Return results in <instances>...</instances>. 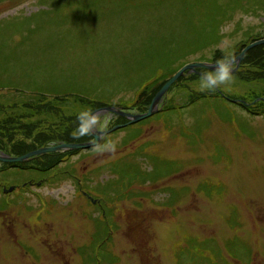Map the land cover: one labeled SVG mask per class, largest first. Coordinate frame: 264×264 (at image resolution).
Wrapping results in <instances>:
<instances>
[{
	"label": "rangeland",
	"instance_id": "1",
	"mask_svg": "<svg viewBox=\"0 0 264 264\" xmlns=\"http://www.w3.org/2000/svg\"><path fill=\"white\" fill-rule=\"evenodd\" d=\"M263 38L264 0H0V150L11 157L87 141L75 114L98 107L119 108L95 117L110 134L120 108L146 112L181 64L245 52L219 95L198 94L207 69H186L164 119L69 149L77 156L52 168L50 154L0 165V264H264V101L234 103L264 97V44L245 50Z\"/></svg>",
	"mask_w": 264,
	"mask_h": 264
},
{
	"label": "flooded vegetation",
	"instance_id": "2",
	"mask_svg": "<svg viewBox=\"0 0 264 264\" xmlns=\"http://www.w3.org/2000/svg\"><path fill=\"white\" fill-rule=\"evenodd\" d=\"M114 111V110H113ZM112 111V112H113ZM126 111H128V110H126ZM106 110L105 109H101V108H98V109H96V111L93 113V114H97L96 116H90V115H87L86 117H85V119H90V118H92V117H96V118H98L99 117V119H103V116H105V115H108V114H106ZM112 112L110 113V112H107V113H109L110 115L112 114ZM129 112V111H128ZM113 113H115V111L113 112ZM121 114H123L122 112H120ZM102 116V117H101ZM118 125H120V123L119 124H115V126H118ZM105 126H107L108 127V124H105ZM121 129L122 128H124V126H123V124H121ZM107 127H105V128H107ZM105 128H100L99 126H98V122L96 121V123L93 125V127H92V130H90L87 134H88V136H89V138H88V140L87 141H85V142H90V141H93V137H94V135L95 134H98L99 135V137H100V142L101 143H105V139L107 138V136H109L110 134H113V133H115V131H117V130H115V131H113L112 133H110V134H103V133H101L100 131H103V132H106V129ZM100 130V131H99ZM59 132H61V130H58V133ZM71 142H73V141H69V140H64V139H60V140H58V139H56V140H53V141H50V143H53V144H56V145H59V144H62V143H71ZM100 143V144H101ZM115 146H123L124 145V143L122 142V141H117V142H115V144H114ZM213 152V151H212ZM5 154V153H8V151H4V150H0V154ZM56 153V154H55ZM64 153H66L65 151H63V150H58L57 152H53L52 154H55L57 157H59L60 155L59 154H61V155H64ZM218 153V150L217 151H214V155H216ZM211 154H213V153H211ZM9 155V154H8ZM65 157L63 158H59V159H57L56 161H55V163H53V164H47V166H51V168L52 167H55L56 165H58L60 162H61V160H64V161H66V162H70L75 156H77V155H74V153H72V154H68V155H64ZM3 164V163H2ZM2 164H0L1 166H5L6 168H9V167H11V166H6V165H2ZM15 165V164H14ZM40 183H43L44 185H50V184H53V185H57L56 184V182H53V181H50V182H48V183H46V181L45 180H43V181H41V182H39L37 185L39 186V185H41ZM36 184H35V186H37ZM57 188H59V186H57ZM70 188L72 189V187L71 186H69L67 189H65V192L66 193H68V191H70ZM14 192V191H13ZM11 194V193H10ZM59 193H57L56 194V196L54 195V194H51L50 196L49 195H47L46 197H49V199H51V200H53V201H55L54 203H52V205H49L48 203H49V201L50 200H44V202H43V206L45 207V210L46 211H50V212H52V210H51V208H53L54 206H58V198H59ZM41 200H43L44 199V197H41L40 198ZM39 217H44V215H41V214H39L38 216H35V217H32L31 216V218H33L34 220H38L39 219ZM14 219L11 217V218H8L7 217V219H6V221H7V223L8 224H10V225H12L11 223H12V221H13ZM28 226V229L29 230H31V229H35V228H33V226H31V225H27ZM48 227H50V225H48ZM36 230V229H35ZM44 232H46V229L44 230ZM58 232H59V230H58ZM74 248V247H73Z\"/></svg>",
	"mask_w": 264,
	"mask_h": 264
},
{
	"label": "water",
	"instance_id": "3",
	"mask_svg": "<svg viewBox=\"0 0 264 264\" xmlns=\"http://www.w3.org/2000/svg\"><path fill=\"white\" fill-rule=\"evenodd\" d=\"M260 44H264V39L256 41V42L252 43L251 45H248L245 48V50H248V49H250L252 47H255V46H258ZM244 53L241 52V54L236 56L235 59L231 60L232 63H236V65H238V63L241 60V58L243 57ZM214 66H215V64H213V63H195V64H190V65H186V66L182 67L169 81H167L163 85V87L155 95V98L152 101V104H151V106L149 108L148 113L142 114V115H139V116H134L135 119H133L132 122H136L138 120H141V119L149 116L151 114V112H152V107L155 105V103L162 97V95L165 94V92L168 89V87L175 81V79L183 71H185L186 69H193L195 67H204L206 69L212 70ZM236 68L237 67H235L234 69H236ZM107 110H111V108H107ZM94 138H95L94 141L91 142V143H80V144H70V145L61 144V145H57V146L43 147V148L37 149L35 151H32L30 153H27L24 156H20V157H0V160L5 161V162H11V163H13V162H24L25 160H27L28 158H30L32 156H38V155L46 153V152H53V151H56V150H58L60 148H67V149L88 148V147L96 146V145L99 144L97 135H94Z\"/></svg>",
	"mask_w": 264,
	"mask_h": 264
},
{
	"label": "clouds",
	"instance_id": "4",
	"mask_svg": "<svg viewBox=\"0 0 264 264\" xmlns=\"http://www.w3.org/2000/svg\"><path fill=\"white\" fill-rule=\"evenodd\" d=\"M232 61L225 57L216 62L211 71L204 72L200 75L199 89L201 91H215L221 85H225L232 80ZM96 123L95 118L84 119L80 128L81 134H86L92 130Z\"/></svg>",
	"mask_w": 264,
	"mask_h": 264
},
{
	"label": "trees",
	"instance_id": "5",
	"mask_svg": "<svg viewBox=\"0 0 264 264\" xmlns=\"http://www.w3.org/2000/svg\"><path fill=\"white\" fill-rule=\"evenodd\" d=\"M186 63V62H185ZM185 63H183V64H181L180 66H179V68L180 67H182V65H184ZM178 68V69H179ZM178 69H176L174 72H176ZM254 69H256V68H252V69H250V70H254ZM256 71H263V70H255L253 73H256ZM259 102V101H258ZM258 102H256L255 104H257ZM235 104L237 103V105L238 106H240L244 111H245V109L246 110H248V106H246V102L245 101H241V102H234ZM233 104V103H232ZM255 104H252V105H255ZM263 104V103H262ZM251 105V106H252ZM256 106V105H255ZM248 114H250V115H253V116H255L253 113L251 114V113H248ZM159 117H160V115H158ZM248 125H250V121H248ZM56 158V157H55ZM57 160V158L56 159H53V163H55V161ZM206 196V195H205ZM204 196V197H205Z\"/></svg>",
	"mask_w": 264,
	"mask_h": 264
}]
</instances>
